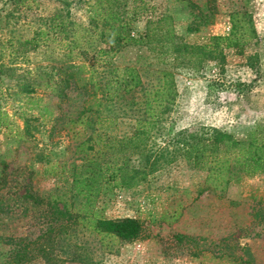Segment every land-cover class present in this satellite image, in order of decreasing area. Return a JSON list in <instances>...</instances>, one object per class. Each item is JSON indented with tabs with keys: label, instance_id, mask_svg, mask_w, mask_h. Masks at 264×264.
Returning a JSON list of instances; mask_svg holds the SVG:
<instances>
[{
	"label": "trees",
	"instance_id": "1",
	"mask_svg": "<svg viewBox=\"0 0 264 264\" xmlns=\"http://www.w3.org/2000/svg\"><path fill=\"white\" fill-rule=\"evenodd\" d=\"M57 1L62 7L32 20L31 36L25 38L10 31L5 38V30L21 18L19 9L25 6L27 13L33 9L30 0H0V32L5 29L0 34V79L18 68L2 62L4 51L11 50L13 62L27 60L30 53L43 48L47 50L43 56L46 65L21 75L22 90L29 99L38 89L44 90L45 98L43 104H38L41 105L38 116L26 110L18 113L23 128L17 129L14 141L27 142L39 133H47V139H51L64 129L72 131L74 137L82 133V140L76 146L81 162L69 167L71 181L67 184V191L80 207L75 206L77 211H73L64 200L65 193L51 192L45 196L33 191L31 182L26 184L20 197L22 203L45 212L43 217L48 218V226L34 240L0 234V244L11 246L4 264H32L38 259L51 264L60 260V254L71 263L94 264L83 245H63L79 227L100 236L101 240L110 238L126 244L151 238L140 219L104 218L93 212L107 182L133 189L180 160L208 174L200 194L204 190H220L223 194L233 181L264 174V139L240 140L216 128L173 131L165 126L178 96L175 72L199 69L210 61L222 66L226 49L241 54L257 38L248 12L230 14L231 28L227 35L210 37L206 44L191 45L177 35L173 17L167 14L149 15L144 31L134 35L135 23L151 13L142 0L140 4L136 0H76L85 2V25L72 18L69 6L74 1ZM179 1L196 13L186 27L188 34L197 33L199 22L215 14L214 7L198 8L191 0ZM52 45L57 49H51ZM131 50L136 51L135 58L120 64L121 53ZM65 106L71 111L63 113ZM105 111L115 115H103ZM1 115L0 112V127L8 126ZM121 117L132 119L130 135L109 134L107 130ZM16 156L17 147L0 154V224L11 213L9 203L1 196L9 187L8 168ZM38 160L51 163L49 155ZM45 171L59 176L56 166ZM28 172L35 173L32 168ZM27 211L25 207L23 213ZM173 238L177 244L189 241L183 235Z\"/></svg>",
	"mask_w": 264,
	"mask_h": 264
},
{
	"label": "rangeland",
	"instance_id": "2",
	"mask_svg": "<svg viewBox=\"0 0 264 264\" xmlns=\"http://www.w3.org/2000/svg\"><path fill=\"white\" fill-rule=\"evenodd\" d=\"M31 1L33 12L27 13L22 6L19 9L20 20L7 30L3 29L5 38L9 37L10 31L25 38L31 36L34 29L32 20L37 15L46 16L62 7L57 0ZM72 1L74 3L69 6L72 18L85 25V2ZM136 1L145 3L151 13H146L135 23L134 35L144 31L149 15L167 14L173 17L177 35L191 45L206 44L210 37L227 35L231 28V13L248 12L251 15L257 38L246 45L241 54L237 50L226 49L222 66L210 61L199 69L186 68L175 72L178 96L165 126L173 131L216 128L240 140L254 137L262 141L264 0H191L198 8L214 7L215 12L214 16L199 22V31L193 34L186 33V27L196 13L181 1ZM50 48L57 49L56 45ZM10 51H4L2 62L8 67L16 65L18 68L6 72L0 79V112L8 124L0 127V154L17 147V156L9 164V187L2 191L1 198L9 203L11 213L0 224V234L34 240L47 228L48 218L43 217L45 212L22 203L20 197L24 187L31 182L32 190L41 195L65 193L64 200L73 211H77L75 206L80 205L71 198L67 184L71 181L69 167L72 163L77 165L81 162L76 146L82 140V133L74 137L72 131L64 129L51 139H47V133H39L27 142L14 141L17 129L23 128L18 113L26 110L38 116L41 106L38 104H43L45 98L44 90L38 89L29 99L23 93L21 75L26 70L46 65L43 56L47 50L43 48L40 52L30 53L27 60L13 62ZM144 51L142 49L141 52ZM136 54L135 50L124 51L119 57L120 64L134 59ZM54 56L57 57L56 54ZM107 108L111 109L110 106ZM69 111L71 109L65 106L63 113ZM113 111L119 114L117 109ZM107 113L105 111L103 115H115ZM131 126L130 117H121L106 130L116 136H128ZM42 155H49V165L38 160ZM50 166H56L58 177L45 171ZM30 168L34 174L28 172ZM207 175L180 160L160 169L133 189H123L115 182H107L94 203L93 212L104 218L140 219L151 238L126 244L110 238L101 240L100 236L79 227L63 245H83L94 264H264V174L233 181L223 194L220 190H204L200 194ZM25 207L28 211L24 214ZM174 235L186 236L189 241L177 244ZM10 247L0 244V264H4ZM64 257L60 254V260L51 264H75L63 260ZM32 264L50 263L38 259Z\"/></svg>",
	"mask_w": 264,
	"mask_h": 264
}]
</instances>
